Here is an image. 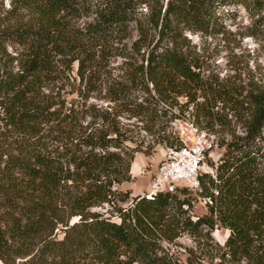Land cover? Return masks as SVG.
<instances>
[{
  "label": "trees",
  "instance_id": "1",
  "mask_svg": "<svg viewBox=\"0 0 264 264\" xmlns=\"http://www.w3.org/2000/svg\"><path fill=\"white\" fill-rule=\"evenodd\" d=\"M247 1L10 0L9 9L0 1L3 264H264V93L205 76L184 35L206 29L218 7ZM131 24L138 38L126 44ZM256 26L264 32V19ZM115 55L124 74L113 77ZM74 71L71 90L56 86ZM106 86L129 117L159 124V142L182 144L168 128L187 112L210 133L232 119L242 132L218 142L223 152L199 189L132 196L117 185L132 180L141 149L127 144L115 106L90 102ZM193 191L207 214L192 215ZM104 204L108 215L91 210ZM219 227L229 231L224 244L212 236ZM182 233L195 242L186 263L163 244Z\"/></svg>",
  "mask_w": 264,
  "mask_h": 264
},
{
  "label": "rangeland",
  "instance_id": "2",
  "mask_svg": "<svg viewBox=\"0 0 264 264\" xmlns=\"http://www.w3.org/2000/svg\"><path fill=\"white\" fill-rule=\"evenodd\" d=\"M3 6L5 9H9L11 7L10 0H3ZM21 13L24 14L25 11ZM143 13H146V8H143ZM216 13L215 20L206 29L201 31L186 30L184 33L189 40L191 50L199 59L203 73L205 76L210 75L215 81L222 82L244 95L248 92L264 93V32L259 31L262 26H256L258 20L264 19V9L262 10L255 0H249L247 3L237 2L220 6L217 8ZM85 20L86 17L79 19L78 25L82 27ZM128 35L123 43L131 44L132 41L138 38L136 24L130 25ZM8 50L11 51L12 48L9 47ZM108 64V69L113 77L124 74L122 57L111 56ZM71 76L70 81L64 79L56 86L61 84L66 86L65 90H71L73 88L71 84L75 82L73 80L75 71L71 73ZM106 89L107 86L104 87L102 92H97L90 99V102L104 108L115 106L119 111L120 120L129 125L130 140L127 144H129V147L135 148L137 146L141 149V151L134 152V159L130 168L132 180L117 185V188L123 191H131L132 196L142 195L148 189L151 179L157 172L160 163L165 158L167 149L171 145L159 142L161 135L156 131L159 129V124L154 126L147 118L144 120L141 117H129L123 111V107L106 99ZM72 96L74 95H67L68 99ZM233 120H231V125L214 128V133H210L206 129H200L193 125L190 114L187 112L185 117L171 121L168 129L176 132L180 138L184 137L189 144L201 143L205 146L207 165H205L204 170L211 171L212 167L209 165V160L215 163L224 149L218 145V142L220 143L223 139H234L242 132L241 127L236 125ZM181 188H184V186L180 187L177 192L183 196L179 193ZM188 188L192 189L191 187ZM192 197L194 198L192 201V215L196 217L207 214L208 208L205 199L196 197L194 191ZM91 210L108 215L111 207L104 204L101 207H93ZM78 219L79 216L72 217L69 224H73ZM113 220L118 221L119 219L115 215ZM61 230L62 227L59 230L56 229L55 232L62 236ZM228 233V230L219 227L212 232V236L215 241L224 244ZM163 244L173 248L184 263H186L187 256L185 248L195 246L193 237L187 233H182L173 244L169 245L166 242H163ZM0 264L3 263L0 261Z\"/></svg>",
  "mask_w": 264,
  "mask_h": 264
},
{
  "label": "built area",
  "instance_id": "3",
  "mask_svg": "<svg viewBox=\"0 0 264 264\" xmlns=\"http://www.w3.org/2000/svg\"><path fill=\"white\" fill-rule=\"evenodd\" d=\"M180 141L182 144L167 149L164 160L142 197L154 198L162 192L176 193L182 186L199 189L202 173H213L212 169L204 170L207 165L205 146L201 143L189 144L184 137Z\"/></svg>",
  "mask_w": 264,
  "mask_h": 264
}]
</instances>
